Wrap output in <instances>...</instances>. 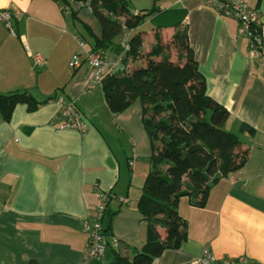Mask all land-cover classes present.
<instances>
[{
	"label": "crops",
	"instance_id": "0c3cea01",
	"mask_svg": "<svg viewBox=\"0 0 264 264\" xmlns=\"http://www.w3.org/2000/svg\"><path fill=\"white\" fill-rule=\"evenodd\" d=\"M133 10L156 9L143 29V52L155 43L158 26L170 39L186 29L188 44L207 94L227 112L224 128L240 136L249 157L241 169L219 178L203 207L188 197L178 204L187 239L152 264H192L205 248L216 257L244 256L264 264V67L238 34V21L206 0H128ZM259 10L264 0H245ZM65 15L60 0H0V10H18L13 31L0 23V93L28 91L42 103L30 111L17 104L8 120L0 110V264H104L88 257L84 221L94 217L99 194L109 196L105 224L130 253L142 248L147 224L138 209L151 169L150 139L142 106L113 114L80 42L92 47L102 25L90 7ZM84 25L87 31L82 29ZM84 34V35H83ZM84 36V37H83ZM84 43V42H83ZM86 50H92L87 48ZM110 63L113 59L107 51ZM44 60L37 66L35 56ZM77 56L78 65L71 66ZM107 68L105 70H109ZM61 96L74 101L87 128L56 130ZM242 124L252 129L242 130ZM125 142L128 144L127 147ZM126 200V201H125ZM164 231L163 228H159ZM130 251V252H129Z\"/></svg>",
	"mask_w": 264,
	"mask_h": 264
},
{
	"label": "trees",
	"instance_id": "16d2710c",
	"mask_svg": "<svg viewBox=\"0 0 264 264\" xmlns=\"http://www.w3.org/2000/svg\"><path fill=\"white\" fill-rule=\"evenodd\" d=\"M62 7L73 0H60ZM100 20L102 36L92 51L110 50L113 59L122 57V68L106 70L101 77L104 97L113 114L125 111L135 101L142 106V123L150 139L151 169L142 188L138 209L147 224L142 248L123 253L112 245L110 226L103 217L106 252L112 259L104 264H152L167 249L178 248L187 239V223L178 213L182 197L203 207L212 185L222 176L243 167L249 150L240 136L223 124L227 110L207 94L204 77L188 44L186 29L168 39L161 27L154 31L155 43L143 52L140 27L156 9L133 10L128 0H89ZM126 39L128 50L122 46ZM179 61L171 58L170 47ZM25 103L30 111L42 103L28 91L0 93V110L8 120L14 107ZM252 129L242 124V130ZM159 228H163L161 231Z\"/></svg>",
	"mask_w": 264,
	"mask_h": 264
},
{
	"label": "built area",
	"instance_id": "2783aa9c",
	"mask_svg": "<svg viewBox=\"0 0 264 264\" xmlns=\"http://www.w3.org/2000/svg\"><path fill=\"white\" fill-rule=\"evenodd\" d=\"M76 7H90L89 0H73ZM206 4L215 8L225 17H231L238 21V34L245 37L250 46L251 53L260 58L261 65L264 67V22L258 9L251 7L245 0H206ZM63 12L67 16L71 14V5H64ZM20 14L18 10L4 9L0 10V23L6 25L13 31V18ZM80 46L83 49L86 61L93 68V82L101 83L102 74L105 69L110 68L117 71L122 68L118 63H110L105 51H92L84 49V43L81 41ZM122 46L128 50L129 46L124 39ZM122 56L117 60L122 63ZM37 66H42L44 60L41 56L34 57ZM71 66L78 65V58L75 56ZM264 73V70H263ZM55 101L62 109L61 122L56 126V130L75 129L85 132L87 122L82 117L81 112L76 107L74 101L67 102L63 97H55ZM109 196L102 192L99 194V203L96 207L94 217L84 221V227L89 235L88 257L100 258L106 253L107 245L105 233L103 230V217L107 208ZM126 201V200H125ZM112 245L116 248L121 246V241L116 237H111ZM192 264H257L250 262L248 258L240 256L233 257H216L208 248H205L198 256L195 257Z\"/></svg>",
	"mask_w": 264,
	"mask_h": 264
},
{
	"label": "rangeland",
	"instance_id": "374dc122",
	"mask_svg": "<svg viewBox=\"0 0 264 264\" xmlns=\"http://www.w3.org/2000/svg\"><path fill=\"white\" fill-rule=\"evenodd\" d=\"M141 28H143V29H151V26H150V24H143L142 26H141ZM80 31L79 32H81L82 31V29H84L85 31H87V29L85 28V26L84 25H80ZM84 35V34H83ZM84 37V36H83ZM82 42H84V44H85V41H83V40H81ZM166 42H170L168 39H167V41ZM86 47V49L87 48H89V49H91V47H89V45H88V47L87 46H85ZM81 48V47H80ZM170 52H171V58L173 59V60H176V61H179V59H178V50H177V48H175L173 45H171V47H170ZM82 55H84V53H83V49H81V56ZM85 56V55H84ZM84 118L86 119V121L87 120H90L91 121V117H89V116H84ZM125 145H126V147H127V143L125 142ZM148 175V174H147ZM147 177V176H146ZM130 252V251H129ZM124 253V252H123Z\"/></svg>",
	"mask_w": 264,
	"mask_h": 264
}]
</instances>
